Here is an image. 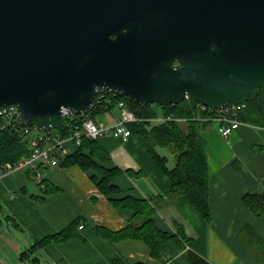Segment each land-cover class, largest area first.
<instances>
[{"label": "water", "instance_id": "obj_1", "mask_svg": "<svg viewBox=\"0 0 264 264\" xmlns=\"http://www.w3.org/2000/svg\"><path fill=\"white\" fill-rule=\"evenodd\" d=\"M164 107L264 88V0H0V107L54 130L96 89Z\"/></svg>", "mask_w": 264, "mask_h": 264}, {"label": "crops", "instance_id": "obj_2", "mask_svg": "<svg viewBox=\"0 0 264 264\" xmlns=\"http://www.w3.org/2000/svg\"><path fill=\"white\" fill-rule=\"evenodd\" d=\"M117 120L118 111L107 116L106 125ZM213 129L217 130V126L208 123L201 133L206 143L210 175L209 221L203 220L182 197L165 198L169 179L155 166L133 134L124 140L105 133L107 135L103 134L98 140L121 171L132 172L131 175L124 173L116 177V184L127 194L152 199L158 205L155 224L172 233L174 223L183 225L186 235L189 233L191 238V244L183 247L184 250L193 251L211 264H264V212L255 215L242 200L247 193L264 194V150L254 162L245 152L247 141L255 138L264 140V128L243 122L226 138L231 149L236 151L230 156L228 151L220 153L211 145L207 147V137L212 141L216 138ZM75 147L73 142L65 143L67 153H72ZM239 153L244 157L242 162L249 158L248 166L239 165ZM169 161L170 158L168 164ZM41 173L40 178L33 171L23 170L5 176L0 180V197L7 208L13 209L14 215L23 220L31 243L60 231L74 218L82 217L83 227L77 229L79 236L41 247L44 250L42 260L46 264H112L113 260L123 264L138 261L144 264H188L183 260L184 250L172 241L165 244L157 259L150 256L149 249L141 240L110 239L106 231L115 233L128 224L141 226L146 219L134 215L132 210L113 207L79 167H47L42 168ZM39 180H46L57 190L44 196L43 188H36L37 184L42 185ZM178 207L186 209L185 215L176 213ZM164 216L171 218L172 223L167 222ZM187 219L191 230L184 224ZM251 243L259 248L247 247ZM24 249L27 248L20 247L19 251ZM24 258L28 259V254ZM32 261L41 264L39 258Z\"/></svg>", "mask_w": 264, "mask_h": 264}, {"label": "trees", "instance_id": "obj_3", "mask_svg": "<svg viewBox=\"0 0 264 264\" xmlns=\"http://www.w3.org/2000/svg\"><path fill=\"white\" fill-rule=\"evenodd\" d=\"M110 92L112 91L109 90V93L96 107L91 108L86 116H78L76 124L87 116L91 118L100 116L101 118L105 112H110L116 106L118 100L123 101L132 115L140 120L137 123L128 124L131 134L136 137L155 166L169 179V188L165 193V198L169 199L170 196L182 197L203 220L209 221L210 175L205 151L206 145L201 135L202 129L207 123L190 120L197 114L199 104L191 99H186L179 104L165 105L164 107L153 105L155 108L153 109L151 104L139 103L121 93L113 95ZM159 114L189 118L190 121L166 124H157L151 121ZM239 118L244 123L264 128V88L257 90L253 99L246 104V109ZM74 128L65 122L50 132L56 137L67 138L75 134ZM158 148L171 150L173 160L171 165L168 164L167 156L159 154ZM28 152L29 144L26 137L9 129L0 131V165L5 163L16 164ZM60 166L63 168L79 167L88 175L92 183L113 207L132 210L134 215H140L146 219L141 226L132 227V224H128L126 228L115 233L106 231L105 233L110 239L141 240L149 249L150 256L157 259L163 253L165 244L170 241L176 243L182 250H184L183 247L190 245L191 238L186 235L182 224L174 223L173 233L155 224L154 216L158 211V205L152 199L134 197L116 184V177L124 173L131 175L132 172L131 170L121 171L113 163L110 155L104 150L98 139L81 138L80 145L75 147L72 153L68 152L64 158L60 159ZM40 184L44 185V196H48L57 190L56 187L50 186L46 180L40 181ZM36 197L41 200L43 198V196ZM242 200L255 215L258 216L264 212V194L247 193L242 197ZM81 218H74L60 231L36 241L32 244L31 250L51 243H63L79 236L77 229H81ZM262 245L264 247V242ZM26 254L27 252H22L20 259H23ZM262 254L264 256V253ZM183 257L188 264H211L193 251L184 250ZM112 264L123 263L113 260ZM129 264L144 263L138 261Z\"/></svg>", "mask_w": 264, "mask_h": 264}, {"label": "bare ground", "instance_id": "obj_4", "mask_svg": "<svg viewBox=\"0 0 264 264\" xmlns=\"http://www.w3.org/2000/svg\"><path fill=\"white\" fill-rule=\"evenodd\" d=\"M109 93V90H107V88H100V89H96V93L94 95V98L93 100L89 103V105L87 106V111L84 113V114H78L73 108L71 107H61L60 108V113L62 115V118H63V122L62 124H64L65 122H67L71 127H75L74 128V132L79 134L80 135V142H81V138L83 137H86L83 133V130H82V126H81V123L84 119H90L92 120L93 122H95L96 124H103V125H106L104 123H102V120L100 118V116H97L95 118H91L90 116H87L86 118L82 119V121L78 124L77 123V118L78 116H86L88 111L91 109V108H94L96 107L99 102ZM111 94H117V93H121L120 91L118 90H115V91H112L110 92ZM122 94V93H121ZM186 99H190L188 97V95H186ZM129 98V97H128ZM185 99V100H186ZM193 101V100H192ZM195 102V101H194ZM197 103V102H196ZM144 104V103H143ZM199 104V103H197ZM241 104H245V109H246V104L247 103H241ZM225 105H229V104H225ZM238 105L240 104H230L229 106H227L226 110H225V113L224 115L231 121H236L237 123V126L238 128L243 125V122L240 120L239 116L240 114L245 110H242L241 108L238 107ZM224 106V105H223ZM151 107H153V105H151ZM222 107V106H221ZM1 108V107H0ZM2 109H6L5 111H3L2 113H0V131L1 130H5V129H9L15 133H18V134H22L24 137H26L28 139V144H29V152L26 156L24 157H28L29 154L31 153V144L29 142V138L32 140H37L39 142V144L41 145V142L39 140V137L41 135H44L46 134L47 136H49L52 139H57V138H60V137H56L55 135H53L50 131L51 130H41V131H37L35 128H34V125L31 123L33 122H26L25 124L23 125H20L18 123V116L20 115V110H19V107L16 105V104H9V105H4L2 106ZM153 109H155L153 107ZM198 112L196 115H194L192 118H190V120H195V121H202L204 123H213L214 125L217 126V130L220 129L221 127V123H220V107L218 108H210V107H206L205 105H202V104H199L198 106ZM201 115H205V116H201ZM2 116H9L10 118L13 119V116H14V119L15 121H17V126L16 128H13L11 127L4 118H2ZM158 116V115H157ZM156 116V117H157ZM154 117L153 119H151V121H153L154 123H157V124H166V123H170V122H175V123H186L189 120V118H177V117H173V116H170V115H163V120L161 121H158L157 118ZM140 120L137 119L135 117V119L131 122V123H137L139 122ZM61 124V125H62ZM130 124V123H129ZM109 126V125H107ZM25 128H29V133H25L24 132V129ZM58 128V127H57ZM56 128V129H57ZM237 128V129H238ZM235 129V130H237ZM55 130V129H54ZM234 130V131H235ZM130 131V130H129ZM233 131V132H234ZM232 132V133H233ZM38 133H42L41 135H39ZM231 133V135H232ZM230 135V136H231ZM130 136H131V132H130ZM129 136V137H130ZM229 136V137H230ZM101 137V136H100ZM100 137L96 138V139H92V140H97L99 139ZM87 138V137H86ZM128 138V137H127ZM126 138V139H127ZM224 138V137H223ZM228 138V137H227ZM90 139V138H88ZM122 139V138H120ZM226 139V138H225ZM74 143V142H73ZM51 144V143H50ZM75 144V143H74ZM45 145V143L43 144ZM76 145V144H75ZM80 145V144H79ZM78 146V145H77ZM50 154L54 155L57 160H58V165L57 166H60V159L61 158H64L65 155L67 154L66 152V148H65V143L62 145V149H58L57 147H52L51 149V152ZM23 157V158H24ZM21 161V160H20ZM19 161V162H20ZM5 164H11V163H5ZM4 165V164H2ZM57 166H54V167H57ZM47 167H52V165H50V163L48 162H36V163H33L31 166H26V167H22L21 169H19L17 172L19 171H33L36 176L38 178L41 177V169L42 168H47ZM40 169V172H38L37 170ZM14 172V171H13ZM16 173V172H14ZM13 174V173H12ZM39 174V175H38ZM11 175V173H10ZM80 227L82 228L83 225L81 224Z\"/></svg>", "mask_w": 264, "mask_h": 264}, {"label": "rangeland", "instance_id": "obj_5", "mask_svg": "<svg viewBox=\"0 0 264 264\" xmlns=\"http://www.w3.org/2000/svg\"><path fill=\"white\" fill-rule=\"evenodd\" d=\"M112 114H117V108H114L112 112H107L103 114V117L101 118L102 123L106 124L107 121V116L112 115ZM110 118V117H109ZM108 118V119H109ZM255 131H259L254 128ZM214 134L216 135V138L214 141L212 139H209V136L207 137V147L211 145L216 151L222 153L224 151L229 152V156L233 155L236 153L235 150H232L231 147L228 145L226 142L227 140L223 138L217 130L213 129L212 130ZM107 135V134H105ZM109 135V134H108ZM247 147L245 149L246 155L248 154L250 157V160L254 162L256 159V156L263 154V148H264V140L263 139H252L246 142ZM206 145V143H205ZM263 145V146H262ZM157 151L159 154H163L170 158L171 161H169V164H172V155H171V150L166 149V148H158ZM228 156V157H229ZM240 157L237 159L240 160L239 165L243 167V165L249 164L250 160L247 157V161H241L243 159L242 153H239ZM15 175V174H14ZM134 177V176H133ZM36 182V180H33ZM37 183V182H36ZM44 185H39L37 184L36 188H43ZM44 194V193H43ZM171 199V198H170ZM176 213L179 215H185L186 209L178 207V209H175ZM14 210L13 209H8L6 203L1 199L0 197V264H35L32 259L33 258H39L41 260V264H46L45 261L42 260V255H44V250L42 248H37L34 249V252L31 251V246L34 243H31L30 239L27 237H30L28 234V230L26 225L23 223V220L20 217H16L14 215ZM160 213V212H159ZM163 213L161 214V216ZM9 216V217H7ZM165 220L169 222L170 224L172 223L171 218H166L164 216ZM188 218V217H187ZM189 219L184 221V224H187L188 227L191 230V225L188 222ZM243 235V233H242ZM189 236V233H188ZM29 240V241H28ZM191 244V242H190ZM257 244L251 243L248 244L247 247H254V248H259L256 246ZM20 247H26L27 249H24L23 252H27L29 258H24L22 259L23 263H21L20 259V254L22 253L20 250ZM184 258V257H183ZM185 260V258L183 259ZM186 261V260H185ZM49 262V261H47Z\"/></svg>", "mask_w": 264, "mask_h": 264}, {"label": "built area", "instance_id": "obj_6", "mask_svg": "<svg viewBox=\"0 0 264 264\" xmlns=\"http://www.w3.org/2000/svg\"><path fill=\"white\" fill-rule=\"evenodd\" d=\"M107 90L115 91L113 89H107ZM229 105H224L220 107L219 120L221 123V127L217 131L224 138L229 137L231 133L238 128L236 121H231L224 115L225 110ZM238 107L244 110L245 104H240L238 105ZM114 108H117L118 120L112 125L107 126L103 124H96L90 119H84L81 123L82 126L81 128L83 130L84 135L90 139H96L105 133H110L113 137L122 138L124 140L127 137H129L130 131L128 128V124L131 123L135 119V117L126 108L124 102L121 100H118L116 102V106ZM5 110L6 109H2L1 107L0 113H2ZM112 110L110 112H112ZM2 118H4L11 127L16 128L17 121H15L14 116L13 119L10 118L9 116H2ZM156 118L158 121H161L163 120V115L159 114ZM29 131H30L29 128L24 129L25 133H29ZM38 134L41 135L42 133H38ZM39 140L41 142V145L37 140L31 141V139L29 138V142L31 144L32 150L28 157L22 158L21 161L16 164L0 165V180L3 179L5 176L10 175V173L12 174L14 172H17L22 167L31 166L33 163L36 162H48L50 163V165H52V167L57 166L58 165L57 158L53 154L52 155L50 154L52 147H57L58 149H62V145L68 141L74 142L76 145H79L80 135L75 133L67 138H57L51 140L49 136L44 134L39 137ZM44 143L45 145H43ZM37 171L40 172V169H38Z\"/></svg>", "mask_w": 264, "mask_h": 264}]
</instances>
